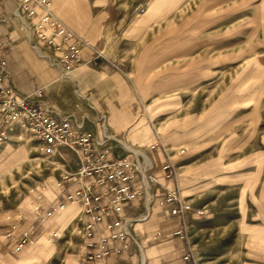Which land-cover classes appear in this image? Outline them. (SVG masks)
Segmentation results:
<instances>
[{
    "label": "rangeland",
    "instance_id": "obj_1",
    "mask_svg": "<svg viewBox=\"0 0 264 264\" xmlns=\"http://www.w3.org/2000/svg\"><path fill=\"white\" fill-rule=\"evenodd\" d=\"M149 2L114 0L112 4L120 15L124 11L139 15ZM180 3L171 16L162 15L167 0L156 3L153 33L145 35L144 40L155 36V81L160 85L155 98L145 102L140 120L144 129L154 125L173 160L175 154L197 151L200 159L212 165V173H220L217 161L223 160L225 176H211L210 189L222 203L237 206V211L229 208L220 212L222 218L207 213L193 220L189 240L195 246L197 264H264V175L260 180L254 174L235 177L237 168L232 165L234 157L253 152L264 166V143L259 141L264 128V0ZM51 8L54 10L53 5ZM112 19L106 17L104 22ZM129 20L118 16L117 28L125 27ZM120 35L107 33L110 46L106 52H117L116 59L110 60L115 68L125 71L133 67L131 59L137 49L126 53L127 48H117V39H112H120ZM121 51L123 59H119ZM249 105H256L250 125L253 142L241 146V151L233 150L238 129L244 125L238 123L239 112ZM12 135L0 144V245L9 238L6 233L12 224L20 226L29 220L36 195L43 192L44 199L55 189L63 166L59 156L40 153L30 134ZM121 144L135 152L147 146ZM181 148L184 151L179 153ZM259 150L263 151L256 153ZM61 153L65 159L62 168L74 172L79 164L75 153L68 148ZM250 163L254 170L256 162ZM78 211L67 209L70 216L53 230L57 237L48 234L19 252L10 251L7 259L0 256V264H82L86 260L84 240L72 233Z\"/></svg>",
    "mask_w": 264,
    "mask_h": 264
},
{
    "label": "crops",
    "instance_id": "obj_2",
    "mask_svg": "<svg viewBox=\"0 0 264 264\" xmlns=\"http://www.w3.org/2000/svg\"><path fill=\"white\" fill-rule=\"evenodd\" d=\"M113 1L52 0L54 14L75 34H84L88 40L84 39L89 43L88 46L82 47L81 61L77 62L70 71L65 72L42 58L32 48L30 42L32 38L30 39L27 28L13 15L14 0H0V41L2 42L0 60L5 61L8 81L16 90L27 95L30 100L42 102L56 115L68 116L76 122H82L83 128L96 136H99L101 132L98 117L104 114L107 133L127 145L147 144L149 146L157 136L163 143L154 125L153 127L149 125L150 129H144L140 117L144 112L145 102L148 98H155V90L159 89L160 85L159 81H155V36L147 40L144 38L145 35L147 38L148 34L153 33L155 6H158L156 3L165 0H150L146 11L139 15H129L127 11L120 15V11L112 4ZM182 1L185 0H167L165 9H162V15L171 16ZM118 16L130 18L127 25L121 29L117 28L116 24ZM106 17L113 19L104 22ZM108 32L121 34L120 39L111 38L112 41L117 39L115 41L118 42L117 48L121 50L124 48V51L127 48L126 53L137 49L131 59L133 67L125 68V71L114 67L110 59H116L117 52H106L110 46ZM124 51H121V55L119 54V57L121 56L119 59L124 58L122 57ZM255 109L256 105H249L246 110L239 112L241 114L238 116V123L244 125L238 129L237 136L235 134L237 143L233 144L235 145L233 150L241 151V146L252 144L253 132L250 125L251 114L256 112ZM261 131L263 132L260 134L259 141L264 143V128ZM117 149L118 152L131 150L123 145L121 149ZM262 151L259 150L256 153L259 154ZM148 154L153 164L152 172L161 182V185L155 189L153 199L163 193L164 187H171L172 183L162 177L161 149L149 150ZM197 154V151L189 150L183 155H174L173 161L178 170L179 187L185 200L193 208L206 206L209 209L208 216L213 215L214 218L219 216L222 218L220 212L225 209L236 208L237 211V206L222 203L219 195L214 194L215 192L210 189L211 176H225L223 160L221 159V163L217 161L219 164L216 169L220 170V173H212V165L207 159H200L202 155L199 154L200 157H198ZM259 160L257 156H253V152L234 157L232 165L233 169L237 168V171L233 172V176L251 177L254 174L260 180L264 175V166L259 165ZM250 162H256L253 163L254 170H250L252 168ZM66 183L65 189L55 187L44 199H42L44 195L42 192L41 201L36 198V204L41 205V211L64 203L62 212L54 213L55 217L48 221L47 219L41 221L38 218L39 213L30 210L29 220L18 225L33 230V242H38L43 236L52 234L53 230L70 216L67 209L75 213L78 211L80 204L77 201L67 202L63 196L65 190H72L76 184ZM149 199L151 200L150 197ZM236 199L239 200L240 196ZM144 208V199L140 195L130 205L125 206L124 213L135 217L144 212ZM167 208L168 206L158 205L155 199L151 202L148 217L136 222L131 228L133 241L128 247L121 249L118 253L111 252L104 261L84 260L82 264H194L192 261L183 259L187 243L173 233L179 227L180 218L169 215ZM196 217L199 216L193 212H188L186 215L189 234L193 232V220ZM11 241V238H5L0 245V256L5 259L11 251ZM121 243L117 240L111 245L117 246ZM193 253L195 257V246H193Z\"/></svg>",
    "mask_w": 264,
    "mask_h": 264
},
{
    "label": "built area",
    "instance_id": "obj_3",
    "mask_svg": "<svg viewBox=\"0 0 264 264\" xmlns=\"http://www.w3.org/2000/svg\"><path fill=\"white\" fill-rule=\"evenodd\" d=\"M51 2L14 0L13 15L27 28L32 48L49 63L67 72L81 61L82 47L89 43L54 14ZM98 120L101 132L96 136L85 130L82 122L56 115L42 102L30 100L9 83L5 61L0 60V144L8 141L15 132L30 134L40 153L59 156L64 167L61 150L68 148L75 153L79 160L77 169L72 172L60 167L55 187L64 188L68 181L76 184L72 190H65L63 196L67 202L77 201L80 204L72 233L84 240L86 260L104 261L111 252L118 253L128 247L133 241L131 228L148 217L151 202L156 199L158 205L168 206L169 215L180 218L179 227L173 233L187 243L183 259L197 264L189 240L186 215L188 212L197 216L206 215L209 209L206 206L193 208L185 200L179 187L175 162L158 136L144 151L128 150L121 154L117 149L122 148L121 141L107 133L105 115H99ZM156 148L163 153L160 166L162 177L172 184L152 199L155 189L161 185L152 172L153 164L148 154L149 150ZM183 151V148L179 149V153ZM140 195L144 199V212L135 217L125 214V206ZM41 196L42 192H39L36 198ZM63 206L64 203H61L41 211V205L37 203L33 210L39 213V220L44 221ZM32 234L33 230L29 227L12 224L6 233V237L12 239L11 251L19 252L32 243ZM52 236L57 237L58 232L54 231ZM117 240L122 242L121 245L112 246Z\"/></svg>",
    "mask_w": 264,
    "mask_h": 264
},
{
    "label": "bare ground",
    "instance_id": "obj_4",
    "mask_svg": "<svg viewBox=\"0 0 264 264\" xmlns=\"http://www.w3.org/2000/svg\"><path fill=\"white\" fill-rule=\"evenodd\" d=\"M129 149L133 150L132 148L129 147ZM137 151V150H136Z\"/></svg>",
    "mask_w": 264,
    "mask_h": 264
}]
</instances>
